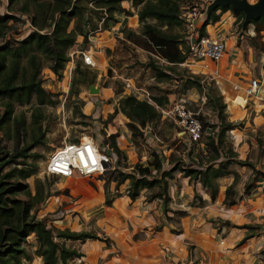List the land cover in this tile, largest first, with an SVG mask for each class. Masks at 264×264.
<instances>
[{
	"label": "trees",
	"instance_id": "16d2710c",
	"mask_svg": "<svg viewBox=\"0 0 264 264\" xmlns=\"http://www.w3.org/2000/svg\"><path fill=\"white\" fill-rule=\"evenodd\" d=\"M124 0H93V7L87 6L88 0H24L18 8L19 14L28 18L33 27L24 37L14 40L5 39L9 28L8 21L15 16L0 13V107L3 112L0 116L1 124L10 121L18 134L24 128L22 113L14 115L15 106L29 103L33 99L34 108L30 113V124L37 126L38 137L32 138L31 142L24 147L11 153H4L0 158V170L7 164L26 165L25 159L31 155L25 154L29 149L39 143V121L42 118L41 107L52 104L51 95L41 86L40 70L45 62L46 67L61 79V72L69 60L67 51L75 43L78 35L86 41L87 33L96 29V21L100 20L102 13L97 8L105 10V20L101 29H105L108 20H113L114 12H124L120 7V2ZM128 1V0H126ZM131 4L137 7L136 16L141 21L140 37H133L128 34L135 44L147 50H152L158 57L164 59L168 64L163 67L152 65L155 77L158 81L171 78L172 65L182 63L186 58V47H181V40L177 35L165 32L162 27L170 28L180 26L178 17V0H130ZM13 0H8V6ZM30 6L33 7L31 12ZM218 10V12H217ZM225 10H230L236 18H242L243 13L234 10L229 6H217L210 10L205 20L200 26V35L204 34V27L208 23L219 20V15ZM149 20H154L150 23ZM254 35H259L264 29V16L256 20H250ZM70 27V28H69ZM42 31V32H41ZM142 36V37H141ZM141 38V39H140ZM140 39V41H137ZM264 50V49H263ZM76 66H79L78 62ZM75 66V67H76ZM182 81L181 90L196 87L199 91L203 86L198 79L188 76ZM207 101L211 103V109L215 111L216 122L205 125L201 122L205 134V150L195 156L186 154L188 163L183 159H175L168 168L163 167V160L158 154L152 152L151 160L146 165L134 163L127 166L125 163L121 170L118 165L110 173L115 176L112 180L116 185L127 180L126 196L134 200L142 189L157 190L150 199H159L162 203L169 200L167 194V180L173 178L174 171L181 173L188 181L197 180L208 192L210 200H213L217 191L216 179L231 174L232 182L225 187L224 197L232 189L236 182V173L229 170L231 164L239 166H249L253 169L250 162L236 159V153L227 141L225 135L227 131L235 126L225 120L223 113L224 104L220 103V97L206 95ZM212 98V99H211ZM151 100L158 106H163L167 99L163 97H153ZM120 111L128 120V126L136 129L135 124L144 126L148 121L156 119L159 115L156 109L144 100H138L132 95H123L118 100V106L114 112ZM115 134H109V148L113 155L124 159V155L117 147ZM257 143L261 146V140ZM261 151L259 147V152ZM35 156V155H33ZM16 158H21L16 161ZM118 160L116 164H118ZM17 171L21 179L31 174L30 170L12 169ZM11 171V172H12ZM12 176L6 173L0 176V264H21V259H27L28 255L22 242L28 235H32L36 242V253L43 264H66L67 261L79 258L82 254L74 248L65 246L67 240L84 241L85 239L99 240L107 244L109 238L98 237L89 231H71L68 228L52 229L46 224L43 218H35L29 210L42 201L48 193L43 195L42 184L37 183L34 193H28V201L16 198L19 190L18 184L8 183L4 178ZM66 192V191H64ZM228 206L234 204L230 199L226 202ZM108 245V244H107Z\"/></svg>",
	"mask_w": 264,
	"mask_h": 264
},
{
	"label": "rangeland",
	"instance_id": "374dc122",
	"mask_svg": "<svg viewBox=\"0 0 264 264\" xmlns=\"http://www.w3.org/2000/svg\"><path fill=\"white\" fill-rule=\"evenodd\" d=\"M23 1L24 0H13V2L8 6L7 0V9L8 12H10V14L8 15L15 16L13 19H10L8 21L9 28L7 32H9V40H14L15 36H20L21 34L23 35L26 30V23L16 15L19 14L17 13L19 12L18 8L21 6ZM129 1L130 0H128V2ZM212 1L213 0H211V2ZM255 1L256 0H250L251 3L249 5L251 7H255L259 0H257L256 2ZM130 4L127 5L125 2H122L123 7H127V10L123 9L125 16H132V18L124 19V24L122 22V28L112 34L113 36L110 37V42L113 43L111 48L102 49V43L99 44V41L101 40L95 41L94 46L99 47L101 51L95 54L94 57L97 56L100 59L105 58L106 60L105 69L104 71H102L100 76L98 75L100 73L97 72L98 70H96V67L88 68L82 65L78 56L75 57L74 54L71 56L73 60V68L71 69L70 75L68 76V78L66 77L67 68L70 67V63H66L67 68L65 64L64 69L61 72L62 80L57 79L54 74L52 76L51 73H49L45 62H43V65L40 70L41 86L51 95L50 98L53 103L46 104L41 107L42 118L40 119L38 124L39 134H41V137L39 138V143L29 149L27 152H25V154L31 155L24 160L26 165L11 163L3 166L0 170V176L9 172L12 173V176L4 178V180H6L8 183L16 182L18 184L17 186H19V190L16 194V198L21 199L25 202L28 201V193L30 195L34 193L35 185H37L38 182L42 184L43 195H45V193H48L49 195H47L39 203H36L29 210V214L33 213L34 217L37 219L43 218L46 224L54 230L63 229V226H61L62 228H60L57 227V224H63L62 219L65 214H67L66 221H69L70 216L73 217V215L79 213L78 209L79 211L81 209L83 211L84 208L77 207V205L80 204L79 202L81 201H75L78 196V193L80 192L88 193L87 189H91L102 182L101 185L103 186V194H106L105 192H107V194H109V197L126 195L127 180H125L119 185H116L115 181L112 180V177H114L115 174L110 173V171L114 167H116V165H118V167L121 166L119 167L121 170H127L131 168L128 167L126 169H123L122 166L124 165V163L128 166L127 160L130 159V157L129 154L128 157H126L122 150L120 151L124 155V159L119 156L117 157L116 155H113L111 160V166L107 167L101 174L98 175L64 178L55 176H45L40 174V171L53 148L59 146L63 142H76L79 141L81 138L86 140L89 137L92 138L93 141H95L96 143H99V145L102 142L103 144H106L109 147V141L107 139V136H105L103 130V128L106 127L105 122L107 121H102L98 117V113L95 111L94 100L95 98H97L96 95L98 94V92L90 93L88 91L87 86L99 88L101 86L109 84L111 85L112 90L115 94L114 96L116 97V94L119 91L121 92L123 90L122 87L124 85L122 80L128 79L129 82H132L134 86L146 91L150 98L163 97L166 100L168 97L173 98L181 94L185 96L187 94V89L181 90V80L186 79L188 76H192L195 79L199 80V83L201 84V86H203V88H200V91L196 87L190 88H195L203 101L197 100L190 103L187 101L188 107L197 114V117L205 125L209 123H214L216 122L215 111L211 109V103L207 101L205 97L206 95H210L211 97H214V95L219 96L220 103L224 104L223 113L225 114V120L231 122L236 128L240 127L242 122L246 123V119H248L249 122L252 124V119L255 116V113H257L255 110H253V103L255 100H257V98H259L260 101L264 99V95L260 93L255 95L257 96L256 98L250 99L252 104H250L249 99H247V104L244 107L241 105L242 108H245V110L242 109L241 112V115H244V117L240 120L238 118L235 119L233 115L230 114V112H228L227 110L225 96H230L229 92L234 91L232 90V84L234 82L238 83L240 87H242L241 85H244V83L242 84V82L240 83L239 81H243L244 77H242V75H236L235 78L230 77V79L224 81L222 75L219 72V69L217 71V74L214 75L213 78L209 74V71L204 73L192 72L191 69H189V67L187 66V64L193 66L191 65L193 61L190 62V60L192 59L187 58H185L182 63L172 65L173 70L172 72H170L171 78L158 81L156 78H154L155 72L152 68V65H155L157 67H163L165 65L169 66V64L162 61L160 57L153 53L152 50L150 51L146 48L144 49L140 46L139 43L135 44L131 39L129 40L128 34L130 33L133 34V37H140L142 24L136 16L137 7ZM30 9V11L32 12L33 7L30 6ZM134 14L135 16H133ZM120 16L121 12L120 15H117V17L120 18ZM243 19L244 15L242 18H236L235 16H233V22L231 27L228 29V32H223L221 35H223V37L232 35L235 37H240V34H242L243 31H246L248 27H251V24L248 22L245 24V27L242 28ZM149 22L154 23L155 21L149 20ZM114 27H118V25H114ZM161 29L165 32L177 35V38L179 40H182L183 29L181 26H173L170 28L162 27ZM263 33L264 29L260 32L259 35H253L251 38L246 39L247 42L251 45L253 56L251 54L249 55V52L248 54L246 51L243 52V58L245 62L248 63V71L252 72V74L259 79L260 89L264 88V43L262 42ZM219 34H216L215 36ZM140 39H137V41H140ZM76 41H78L77 44ZM88 41L89 40L87 38L84 42L82 38L76 37V49L84 50L91 47V43L90 41ZM239 41L240 40H237L235 43L239 44ZM180 46H184L183 42L180 44ZM225 49H227L225 50V52H229L228 54H230V51L232 49H229L226 44ZM258 51L262 53H259ZM67 53H69V50L67 51ZM224 53L220 60L216 63V67H218V64L221 62L220 69L226 60V55ZM71 58L69 57L68 61H70ZM187 61L189 62L187 63ZM202 61L204 62V65L205 63H209V69L214 68V65L211 62H208L205 59H200L201 63ZM77 62L79 66H76ZM204 65L202 71L204 70ZM194 68L195 70H198L197 67L194 66ZM248 71H246L247 73H245V76L247 77L250 76ZM62 73L64 77L62 76ZM234 74H237V72H235ZM66 84L68 85L66 86ZM223 91H225V93ZM237 91L242 90L239 89ZM234 97H232V99ZM106 101L109 102L108 99ZM116 103L118 106L117 100ZM34 106L35 105L33 104L32 99L27 104L14 107L13 114L17 115L22 113L24 120V128L19 130L18 134H16L10 121L1 124L0 158L5 156L4 153H11L15 151V149L18 150L19 148L29 144L32 138L38 137L37 126H32L30 124V113ZM236 106L240 107V105ZM2 112L3 110L0 107V116ZM158 114L159 115L156 117V119L146 122L144 126L135 124L136 129L134 130L128 126V119V122L125 123L130 131V141L131 145L133 146V150L142 165H146V162L148 160H151L152 152L158 154L159 157L162 158L164 168H168L171 163H173L174 160L178 158L183 159L185 163H188L189 160L187 159L186 154L195 156L199 152H204V143L206 140L204 136L206 135L205 133L208 130L204 132V135L199 141L190 142L186 139V137H184V135L180 134L179 129L176 127L171 118H164L161 117L160 113ZM258 114L264 117V113H262L260 110ZM227 132L225 135H227ZM258 139L261 140V146H259L257 143ZM254 141L258 149L260 147L261 151L259 152V155L255 161H249L246 159V161L251 163L253 169L249 166L244 165V167L249 168L251 172L250 175L243 180L241 186L243 194H246V191H248L249 188L254 186L255 181L259 179H261L262 183L264 184V124H259L257 128L255 127ZM20 160L21 158H16V161ZM117 160L119 161L118 164H116ZM237 166L239 165L231 164L229 166V170L233 171V169ZM14 167L16 169L23 168L25 170H30L31 174L28 177L21 179L18 175H16L17 171H12ZM179 173L180 172L178 171H174V176ZM238 180L239 177L236 173V182L232 186V189L229 194H227V197H224L222 201V204L225 207H228L226 202L230 199H233L235 195V187ZM81 187L84 188L81 189ZM156 190V187L147 190L142 189L139 191L137 197L131 201H137V203H142L143 201H151L150 197L153 193L156 192ZM152 200L159 199L154 198ZM133 202H131V204ZM160 203L164 213L165 211L169 210L168 201L166 203H162L160 201ZM190 205L196 206L192 203H190ZM64 206H66L65 209L63 208ZM106 206H109L108 199L104 201V205H101V207H104V209ZM179 214L174 213V215H172L167 220L172 224L174 232L178 229V217L176 216H179ZM66 227L71 228L72 226L69 227L68 225ZM159 229L160 228L157 225L151 226L149 230L144 228V230L149 232H155ZM130 231L132 232L130 238L133 243H136L137 240L145 238L143 231H138V229H131ZM89 232L95 233L98 237L105 236L103 233L95 232L92 229L89 230ZM127 242L132 244L130 240H128ZM107 244L111 245L110 239ZM22 245L26 250L28 258L21 259V264H43L40 257L36 253V242L31 234L26 237V239L22 242Z\"/></svg>",
	"mask_w": 264,
	"mask_h": 264
},
{
	"label": "crops",
	"instance_id": "0c3cea01",
	"mask_svg": "<svg viewBox=\"0 0 264 264\" xmlns=\"http://www.w3.org/2000/svg\"><path fill=\"white\" fill-rule=\"evenodd\" d=\"M244 1L248 5L251 3L250 0ZM124 2L127 5L130 4V1L124 0ZM120 6L127 10V7H123L122 1ZM118 14L120 15V12H114L113 20L108 21L106 28L91 35V48H99L94 46L97 40H101L99 44L102 43V49L111 48L113 43L110 42V37L113 36L112 34L122 28L124 19L132 18V16L126 17L124 12H121L120 18L117 17ZM232 22L231 11L225 10L219 15L218 21L205 25L204 33L215 36L219 33L228 32ZM114 25H118V27H114ZM253 35L251 25L240 34V37L233 35L224 37V52L227 50L225 44L229 49H232L230 54H228L229 52L224 53L226 60L221 69V62L216 67L224 81L230 77L235 78L236 75H242L244 80L239 82L245 84L248 63L243 58V52L246 51L247 54L249 52V55H252L251 45L246 39ZM77 37L82 38L80 35ZM237 40H240L239 44L235 43ZM76 44L74 43L69 48L71 55L78 50L75 47ZM71 61H73L72 58ZM191 61H193L191 63L193 66L189 64L187 66L192 72H205L202 71L203 61L202 63L200 59H192ZM206 64L208 65V63ZM105 66V58L100 59L96 56L93 68L96 67L97 72L100 73L99 76L104 71ZM194 66L198 70H195ZM235 72L237 74H234ZM49 73L53 76L50 70ZM248 73L250 76L256 77L252 72L248 71ZM97 89V98L94 100L95 111L102 121H107L105 122L106 127L103 128L105 136L115 134L114 141L119 150H122L126 157L129 154L128 166L136 162L140 163L131 145L130 131L125 124L128 122L127 118L120 111L114 112V108L117 106L116 100L118 101L124 92L119 91L115 97L109 84L97 87ZM186 91L185 96L181 94L173 98L168 97L167 100L170 101L179 96L184 97L189 103L202 100L195 88ZM223 92L225 93V91ZM258 93L264 95V88L260 89ZM229 94L230 96H225L227 110L235 119L240 120L244 117L241 115L242 109L245 110L241 105L244 107L247 104V99L252 104L250 99L257 96L244 97L243 91H230ZM234 96H243L244 99L233 100L232 97ZM107 99L109 102L106 101ZM236 105H240V107ZM253 108L257 113L252 119V124L246 119V123L242 122L240 127H235L227 133V141L232 145L237 159L240 160L255 161L259 155L254 137L255 127L264 124V117L258 114L259 110L264 113V99L260 101L257 98L253 103ZM233 171L237 173L239 180L235 187L234 204L228 207H225L222 201L225 187L232 182L233 176L231 174L216 179L217 191L213 200H210L208 192L197 180L188 181L180 173L168 179L169 210L165 213L159 200L137 203V201H131L126 195L109 197L107 192L103 194L102 182L91 189H87L89 195L84 192L78 193L75 201H81L77 207L84 208L83 211L78 209L79 213L73 217L70 216L69 221H66L67 214H65L62 219L63 224H57V227L62 228L61 226H63L65 228L69 225V227L72 226V229L68 228L71 231H89L92 229L107 236L111 245L92 239H85L84 241L67 240L65 246L76 249L82 255L67 261L66 264H264V184L259 179L255 181L254 186L246 191V194H243L241 186L243 180L250 175L251 170L244 166H237ZM83 188L81 187V189ZM107 199L109 206L104 209L101 205H104V201ZM131 202L133 203L131 204ZM190 203L196 206H191ZM66 206L63 208L65 209ZM174 213H180L179 216H176L178 217V229L175 232L172 224L167 221ZM155 225L160 229L155 232L144 230V228L149 230L151 226ZM131 229L143 231L145 238L133 243L130 238ZM127 239L132 244L128 243Z\"/></svg>",
	"mask_w": 264,
	"mask_h": 264
},
{
	"label": "built area",
	"instance_id": "2783aa9c",
	"mask_svg": "<svg viewBox=\"0 0 264 264\" xmlns=\"http://www.w3.org/2000/svg\"><path fill=\"white\" fill-rule=\"evenodd\" d=\"M92 1L93 0H88L87 2L89 8H94ZM210 2L211 0H178V17L180 19V26L183 29L181 41L187 49L186 58L205 59L206 61L211 62L214 65V68L208 71L213 78L218 71L216 63L224 53V37L221 34L217 36H210L206 33L200 35L199 28L205 20ZM7 7V0H0L1 14H10ZM97 10L101 11L102 16L100 20L96 21V29L87 33V39L89 41H91L90 35L102 31V23L105 20V10L103 8H97ZM16 15L26 23V30L23 35L15 36V38L20 39L21 37L26 36L33 27L24 15ZM108 21L106 22L108 23ZM9 37V34H6L4 38L9 39ZM262 42L264 43V33L262 35ZM100 50L91 47L84 50L78 49L76 53H74V56H78L82 65L93 68L95 66L94 56L99 53ZM68 56L71 58L72 55L68 53ZM161 60L167 63L164 59L161 58ZM69 62L70 67L67 68L66 66L67 78L73 68V62L70 60L67 63ZM122 81L124 85L122 87V92H124V95H132L138 100H144L156 109L161 117L171 118L179 129L180 134L184 135L188 141L196 142L202 138L204 130L201 122L197 117V114L188 107L187 100L184 97L179 96L170 101L167 100L163 106H158L151 100L146 91L134 86L133 83L129 82L127 79H123ZM67 85L68 84H66V86ZM259 88L260 81L254 76L247 77L246 82L242 87L235 82L232 84V90L237 91L241 89L244 97L257 95ZM237 98L242 99L243 97L235 96L233 100H236ZM112 156L111 148L102 142L99 145V143H96L89 137L86 140L81 138L76 142H63L59 146L53 148L42 167L40 174L64 178L98 175L107 167L111 166Z\"/></svg>",
	"mask_w": 264,
	"mask_h": 264
},
{
	"label": "water",
	"instance_id": "95a60500",
	"mask_svg": "<svg viewBox=\"0 0 264 264\" xmlns=\"http://www.w3.org/2000/svg\"><path fill=\"white\" fill-rule=\"evenodd\" d=\"M217 6H229L234 10L241 11L244 15L242 28L250 20H256L264 16V0H259L255 7H251L244 0H213L208 7L207 13ZM90 93H97L98 89L93 86L88 87Z\"/></svg>",
	"mask_w": 264,
	"mask_h": 264
},
{
	"label": "bare ground",
	"instance_id": "6f19581e",
	"mask_svg": "<svg viewBox=\"0 0 264 264\" xmlns=\"http://www.w3.org/2000/svg\"><path fill=\"white\" fill-rule=\"evenodd\" d=\"M208 64H209V63H208ZM208 70H210V69H209L208 65L205 63V65H204V71L206 72V71H208ZM259 90H260V88H259ZM252 97H254V96H252Z\"/></svg>",
	"mask_w": 264,
	"mask_h": 264
}]
</instances>
